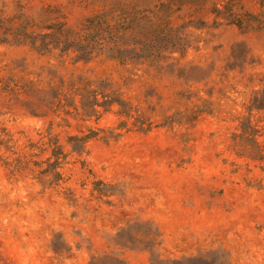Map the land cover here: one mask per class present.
I'll return each instance as SVG.
<instances>
[{
    "label": "rangeland",
    "instance_id": "rangeland-1",
    "mask_svg": "<svg viewBox=\"0 0 264 264\" xmlns=\"http://www.w3.org/2000/svg\"><path fill=\"white\" fill-rule=\"evenodd\" d=\"M138 2L0 5L8 17L46 9L77 27L101 3ZM206 3L193 16L207 23L196 41L155 63L0 42V264H264V158H249L242 138L249 121L264 147V30L212 25L210 3L222 2ZM236 3L264 17V0ZM20 77L40 87L101 85L147 130L116 107L98 120L68 117L67 126L51 113L31 116L34 98L5 88ZM50 122L58 164L45 143ZM89 129L96 138L74 152L67 138Z\"/></svg>",
    "mask_w": 264,
    "mask_h": 264
},
{
    "label": "trees",
    "instance_id": "trees-1",
    "mask_svg": "<svg viewBox=\"0 0 264 264\" xmlns=\"http://www.w3.org/2000/svg\"><path fill=\"white\" fill-rule=\"evenodd\" d=\"M138 1L101 3L77 27L69 26L60 17H53L46 9H41L35 18L24 14L22 8L8 17L4 15L5 5L1 4L0 42L26 45L38 52H72L81 60H90L95 55L104 53L120 61L137 59L155 63L160 59H167L173 53H183L196 41L194 31H200L207 25L201 18L193 19V16L209 4L206 3L208 0H156V3H147L153 0H145L144 3ZM236 1L239 0L210 3L208 12L213 15L212 25L225 22L243 31L264 30L263 14L242 13ZM176 20H181V23H175ZM5 88L14 95L21 92L34 98L31 116L42 118L51 113L61 118L65 123L63 126H67L68 117L81 121L92 117L98 120L116 107L115 114L120 118H133V125L138 124L137 131L147 130L139 120L141 118L136 109L109 89L90 81L81 80L78 85L49 84L40 87L35 82L20 77L19 81L8 79ZM52 125L50 122L45 130V143L51 149L54 162L58 164L62 148L57 137L52 134ZM126 126V120H121L117 129L123 130ZM98 131L89 129L88 134L69 136L66 142L74 152L80 153L87 140L96 138ZM257 133L258 129L248 121V130L243 129L242 138L251 143V149H245V152H250L247 155L249 158L263 159L264 147L256 142ZM111 134L110 137L117 136Z\"/></svg>",
    "mask_w": 264,
    "mask_h": 264
}]
</instances>
